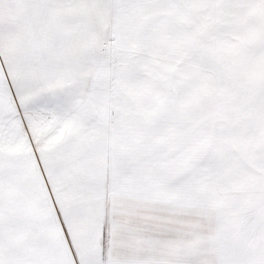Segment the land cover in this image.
I'll return each mask as SVG.
<instances>
[{
  "label": "snow or ice",
  "instance_id": "1",
  "mask_svg": "<svg viewBox=\"0 0 264 264\" xmlns=\"http://www.w3.org/2000/svg\"><path fill=\"white\" fill-rule=\"evenodd\" d=\"M0 264H264V0H0Z\"/></svg>",
  "mask_w": 264,
  "mask_h": 264
}]
</instances>
